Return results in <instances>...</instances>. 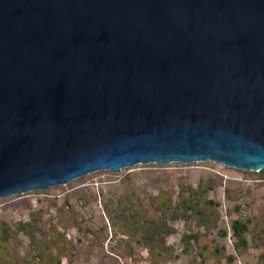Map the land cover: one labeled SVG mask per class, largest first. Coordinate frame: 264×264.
I'll return each instance as SVG.
<instances>
[{"label": "water", "instance_id": "1", "mask_svg": "<svg viewBox=\"0 0 264 264\" xmlns=\"http://www.w3.org/2000/svg\"><path fill=\"white\" fill-rule=\"evenodd\" d=\"M206 161L264 171V0H0V200Z\"/></svg>", "mask_w": 264, "mask_h": 264}, {"label": "rangeland", "instance_id": "2", "mask_svg": "<svg viewBox=\"0 0 264 264\" xmlns=\"http://www.w3.org/2000/svg\"><path fill=\"white\" fill-rule=\"evenodd\" d=\"M191 189L205 191V199L218 206L205 218L194 214L171 220L174 232L167 238L171 254L160 264H195L203 245L222 249V264H264V234H254L264 233V171L246 172L211 161L99 171L63 186L1 199L0 227L7 223L15 230L20 222H35L40 227L38 236L49 240L56 229L67 239L62 264H155L149 251L136 242L141 235L137 239L125 235L112 224L107 209L115 215L124 198H132L136 207H151L165 192L172 193L177 204L179 195ZM234 221H250L253 232L247 234V248L237 247L231 229ZM191 234L200 239L186 252L183 238ZM19 240L15 250L30 264V240L22 233ZM196 264L216 262L197 258Z\"/></svg>", "mask_w": 264, "mask_h": 264}, {"label": "trees", "instance_id": "3", "mask_svg": "<svg viewBox=\"0 0 264 264\" xmlns=\"http://www.w3.org/2000/svg\"><path fill=\"white\" fill-rule=\"evenodd\" d=\"M205 191L191 189L179 195L177 204L173 202L172 193H162L155 198L158 204L151 207H136L132 198H124L118 202L117 212L107 209V213L113 225H119L124 234L136 240L137 244L146 248L155 264L163 262L171 254V248L167 244V238L174 232L170 227V221L186 219L192 215H200L205 218L207 212H212L218 204L205 199ZM130 209H128V208ZM204 221V220H203ZM205 223L202 222V224ZM40 227L35 222H20L13 230L7 223L0 227V264H28L26 258L20 257L14 244L19 246V234L26 235L30 240L31 260L30 264H62V256L65 254L67 239L56 230L52 231V239L39 237ZM232 235L237 241V247L247 248L249 241L247 234L253 232L250 221H234ZM260 236L261 233H255ZM226 235V233H223ZM198 235H185L183 240L187 245L185 251L190 252L192 243L198 242ZM57 250V253L54 252ZM197 258L202 261L214 260L216 264H222L224 252L218 247L203 245L198 251ZM197 258L194 259L196 264ZM233 261V258H230Z\"/></svg>", "mask_w": 264, "mask_h": 264}]
</instances>
